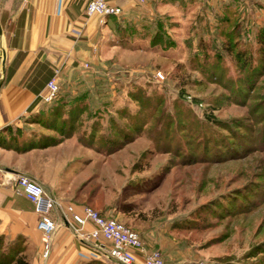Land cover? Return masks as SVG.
<instances>
[{
  "label": "rangeland",
  "instance_id": "1",
  "mask_svg": "<svg viewBox=\"0 0 264 264\" xmlns=\"http://www.w3.org/2000/svg\"><path fill=\"white\" fill-rule=\"evenodd\" d=\"M239 2L233 36L256 56L254 33L264 28V0ZM220 4L197 0L173 6L133 27L136 51L118 53L119 68L108 64L103 75L117 82L114 98L91 103L92 110L106 112L93 119L107 136L106 151L101 150L106 161L93 154L85 189L96 190L89 203L96 210L106 192L108 216L137 232L157 228L160 244L173 240V256L248 264L261 256L253 247L264 239V68L247 83L248 67L237 65L234 55L210 48L196 53L200 35L205 40L216 35L210 26ZM196 11L201 22L193 26ZM125 29L129 35V21ZM118 139H123L119 148ZM21 246L18 239L0 236L1 258ZM152 249L163 254L170 248Z\"/></svg>",
  "mask_w": 264,
  "mask_h": 264
},
{
  "label": "crops",
  "instance_id": "2",
  "mask_svg": "<svg viewBox=\"0 0 264 264\" xmlns=\"http://www.w3.org/2000/svg\"><path fill=\"white\" fill-rule=\"evenodd\" d=\"M87 1L0 0V236L20 240L28 264H82L89 260L121 264L104 256L109 241L102 238L101 247L76 235L66 208L72 205L80 211L92 202L85 189L89 175L84 172L93 154L106 161L105 152L101 153L106 151V142L99 139L102 131L98 121H93L106 112L92 110L91 103L99 106L114 98L117 82L103 75L108 64L111 69L119 68L118 53L136 51L134 26L138 29L140 21L164 16L173 6L197 2L111 0L122 7L120 13L87 15ZM236 3L222 0L214 9L217 20L210 30L230 9L238 11L241 3ZM198 12L192 18L193 26L201 22ZM260 17L264 22V11ZM128 21L130 37L125 32ZM194 47L198 49L197 44ZM50 77H55L59 89L48 101L41 95ZM76 118L77 124L71 125ZM92 133L94 139L98 136L97 141H90ZM20 174L38 181L55 199L50 215L57 226L47 256L42 255L43 236L36 226L33 203L16 184ZM101 199L96 200L99 211L108 216L106 192L102 204ZM91 227V222L84 225L85 229ZM138 232L148 250L169 246L161 253L165 264H207L202 259L173 256L174 241L160 244L157 228H139ZM141 261L142 255L137 254L135 264Z\"/></svg>",
  "mask_w": 264,
  "mask_h": 264
},
{
  "label": "built area",
  "instance_id": "3",
  "mask_svg": "<svg viewBox=\"0 0 264 264\" xmlns=\"http://www.w3.org/2000/svg\"><path fill=\"white\" fill-rule=\"evenodd\" d=\"M121 11L122 7L111 0H88L85 6L87 15L94 13L118 14ZM85 65L87 64L85 63ZM156 76L163 78L160 71L156 72ZM58 89L55 77H50L41 96L44 100L49 101L55 96ZM16 184L19 190L33 203L34 211L37 214L36 226L43 236L42 255L47 256L52 233L57 226L56 221L50 215V211L55 205V199L44 190L38 181L27 175H18ZM66 208L71 213L72 228L76 235L85 240L95 241L101 247L104 246L102 238L109 241V245L104 248V256L107 259L121 264H135L136 256L140 254L142 255L140 264H165L158 249L148 250L139 233L119 219L103 215L90 205H83L80 211L75 210L72 205H67ZM87 222L92 223L90 229L84 228Z\"/></svg>",
  "mask_w": 264,
  "mask_h": 264
},
{
  "label": "trees",
  "instance_id": "4",
  "mask_svg": "<svg viewBox=\"0 0 264 264\" xmlns=\"http://www.w3.org/2000/svg\"><path fill=\"white\" fill-rule=\"evenodd\" d=\"M238 16V11L236 8L232 9L231 11L227 12V15L224 17H221V19L218 22V24L216 23V35L215 34H211V38L209 37L207 40H205V37H203L202 35H200L198 37V51L196 52L197 54L200 53H208V48H210V50H213L215 52H224L227 53L228 55H234L235 59H236V64L239 65L240 67L244 68V67H248V76L246 78L247 83H251L253 82V76L255 73H257L258 71H261L264 68V28H258L257 32L254 33V35L256 36V41L258 42V47L256 49V56L252 55V51L249 48H246L245 44H241L238 45L239 41H240V37L239 36H233V34L236 33V28L237 25L239 23V19H237V21L235 23H231L232 22V17L233 16ZM232 24V25H230ZM221 26H225L224 29ZM157 34L158 32L155 33L154 37H152V43L155 44L157 39ZM215 35V36H214ZM218 36V37H216ZM220 39V43H212L213 40H216L218 38ZM217 60V58H216ZM255 61L257 62V64H255ZM257 71V72H256ZM255 80V79H254ZM80 108H83L80 106ZM76 110H79V107H76ZM210 119L212 120H216L214 117L210 116V114L207 115ZM78 119H73L74 123L70 124H77ZM224 120L220 121L221 123H223ZM224 128L228 129V131L230 133L233 134V131L231 129V125L227 122L224 121ZM242 126V125H239ZM94 133L91 134L90 137V141L94 142L95 140L97 141L98 136L96 139H94ZM123 138L124 135H122ZM99 139L101 141H105L107 142V136L106 133L104 134H100ZM129 137H126L125 140H129ZM118 143V148L121 146V144L123 143V139H118L117 141ZM117 148V147H115ZM99 188V187H98ZM96 190L91 189L89 190L90 194H89V198H92L91 201H93L94 195L96 194L95 192ZM101 213V211H99ZM243 212H245L243 210ZM102 214V213H101ZM231 214H237V212L231 213ZM254 249L257 250V252H259V254H261V256L253 261H249L248 264H264V239L262 241H259L258 243H256L253 247ZM254 252V251H253ZM256 253V252H255ZM252 253V254H255ZM0 264H28V261L26 260V258L24 257V255L22 254V246L20 248H16L13 252H11L9 255H7L4 259L1 258L0 256ZM82 264H101L99 261L96 260H89V261H85ZM208 264H217V263H208Z\"/></svg>",
  "mask_w": 264,
  "mask_h": 264
},
{
  "label": "water",
  "instance_id": "5",
  "mask_svg": "<svg viewBox=\"0 0 264 264\" xmlns=\"http://www.w3.org/2000/svg\"><path fill=\"white\" fill-rule=\"evenodd\" d=\"M0 31H1V28H0Z\"/></svg>",
  "mask_w": 264,
  "mask_h": 264
}]
</instances>
